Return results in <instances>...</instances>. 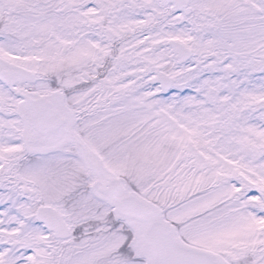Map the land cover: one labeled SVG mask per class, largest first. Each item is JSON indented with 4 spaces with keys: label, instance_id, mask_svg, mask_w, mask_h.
Instances as JSON below:
<instances>
[{
    "label": "snow or ice",
    "instance_id": "obj_1",
    "mask_svg": "<svg viewBox=\"0 0 264 264\" xmlns=\"http://www.w3.org/2000/svg\"><path fill=\"white\" fill-rule=\"evenodd\" d=\"M0 264H264V0H0Z\"/></svg>",
    "mask_w": 264,
    "mask_h": 264
}]
</instances>
